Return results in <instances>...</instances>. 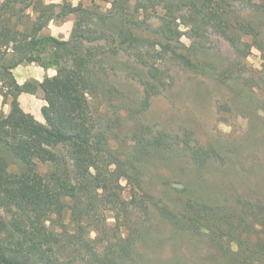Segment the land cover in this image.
Wrapping results in <instances>:
<instances>
[{
	"label": "rangeland",
	"instance_id": "1",
	"mask_svg": "<svg viewBox=\"0 0 264 264\" xmlns=\"http://www.w3.org/2000/svg\"><path fill=\"white\" fill-rule=\"evenodd\" d=\"M160 1L67 0L73 6L82 3L86 12L54 18L40 34L69 39L74 33L73 41L87 66L95 69L94 91L87 95L93 139L101 140L123 160L146 154L140 185L121 178L116 186L131 202L130 212L117 219L113 212L100 208L99 199H93L96 209L91 211L86 236L110 257L129 254V264H205L211 244L200 237H186L155 206H146L139 198L147 191L155 194L158 202L171 203L175 187L193 182L203 184L207 191L224 187L235 196L242 190L251 195L260 188L264 192V53L251 35L228 39L216 27L195 26V8L188 0L173 21L167 19ZM43 2L62 4L63 0ZM234 6L241 16L257 20L264 28V0H237ZM42 10L39 5L37 10L30 8L19 14L22 22L30 24ZM53 10L57 14L61 7ZM10 18L15 21V16ZM79 19L82 22L78 23ZM169 25L181 32V42L172 43L179 51L200 60L205 52L215 51L222 67L228 68L229 82L192 70L161 48L158 42L174 34ZM132 33L137 39L122 41ZM23 71L19 68V75ZM37 82L34 80L32 88L43 98ZM241 82L257 88L258 105L252 107L236 97L234 90ZM9 102L10 97L3 103L0 94V111L8 113ZM141 144L147 147L139 151ZM227 147L236 148L238 155L229 170L220 157ZM54 149L62 161L73 166L68 144ZM206 150L212 155L205 161ZM104 161L101 158L100 165L106 173ZM14 168L11 163L10 170ZM53 168L51 163L38 162L42 174ZM68 217L67 213L66 222ZM97 226L102 231L98 232Z\"/></svg>",
	"mask_w": 264,
	"mask_h": 264
},
{
	"label": "trees",
	"instance_id": "2",
	"mask_svg": "<svg viewBox=\"0 0 264 264\" xmlns=\"http://www.w3.org/2000/svg\"><path fill=\"white\" fill-rule=\"evenodd\" d=\"M43 1L4 0L1 6L0 94L3 103L10 97V110L0 111V264H129V254L110 257L86 234L92 222L91 211L96 209L91 204L93 199H99L100 208L113 212L117 219L130 212L131 202L121 196L116 186L121 178L140 185L139 176L146 170L142 160L146 154L123 160L101 140L93 139L87 95L94 91L95 69L87 66L78 43L73 41L74 33L69 39L40 34L50 20L69 13L82 15L86 8L82 3L73 6L67 0L62 4ZM188 1L195 8V26L200 23L216 27L228 39L251 35L264 53L263 26L257 20L241 16L234 6L237 0ZM188 1L160 3L167 19L173 21ZM39 5L43 13L30 24L22 22L19 12L37 10ZM56 6L61 7L57 14L53 10ZM11 16H15V21ZM168 30L174 34L165 36V42H158L161 48L170 51L188 68L229 82L228 68L222 67L215 51L205 52L202 60L193 58L172 44L174 40L181 42V32L171 26ZM137 37L128 34L122 41ZM23 62L56 69V74L37 82L47 102L42 107L45 122L21 106V93H36L32 88L34 80L20 84L13 73ZM99 87L103 90L104 84L100 82ZM256 89L241 82L234 91L240 102L254 107L260 101ZM59 144H68L72 167L54 149ZM146 147L141 144L137 150ZM215 150L212 148V152ZM235 150L227 147L220 152L227 170L238 158ZM212 152L206 150L205 161ZM101 158L105 160L106 173L102 172ZM39 161L51 163L53 170L42 174L37 169ZM11 163L15 164L12 170ZM112 165L114 169L109 168ZM261 189L253 195L242 190L235 196L224 187L207 191L203 184L193 182L175 187L171 203L163 199L158 202L156 195L147 191L139 199L146 206H155L186 237H200L211 244L205 264H264ZM102 228L96 229L99 232Z\"/></svg>",
	"mask_w": 264,
	"mask_h": 264
},
{
	"label": "crops",
	"instance_id": "3",
	"mask_svg": "<svg viewBox=\"0 0 264 264\" xmlns=\"http://www.w3.org/2000/svg\"><path fill=\"white\" fill-rule=\"evenodd\" d=\"M23 68V74L19 75L18 69ZM25 69L27 72H25ZM13 72L15 74V77L17 81L20 84H23L28 81H42L45 76H53L56 73L55 68H44L40 65L36 64H28L27 66H24L22 63L19 64L17 67L13 69ZM19 100L21 103V106L26 112H29L34 115L36 119L43 122L44 117L42 114V107L46 104V101L38 97L37 94L23 92L19 96ZM8 106V105H7ZM4 109H6V105H4Z\"/></svg>",
	"mask_w": 264,
	"mask_h": 264
}]
</instances>
